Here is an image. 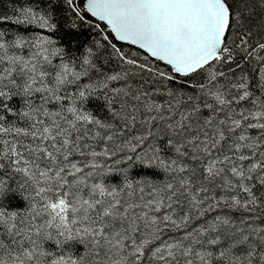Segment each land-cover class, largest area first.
Masks as SVG:
<instances>
[{
	"label": "snow or ice",
	"instance_id": "1",
	"mask_svg": "<svg viewBox=\"0 0 264 264\" xmlns=\"http://www.w3.org/2000/svg\"><path fill=\"white\" fill-rule=\"evenodd\" d=\"M0 264H264V0H0Z\"/></svg>",
	"mask_w": 264,
	"mask_h": 264
}]
</instances>
